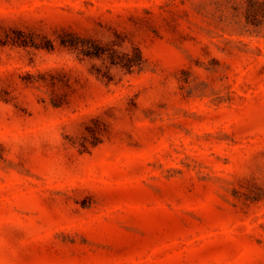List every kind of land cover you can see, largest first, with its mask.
I'll list each match as a JSON object with an SVG mask.
<instances>
[{
  "label": "rangeland",
  "instance_id": "1",
  "mask_svg": "<svg viewBox=\"0 0 264 264\" xmlns=\"http://www.w3.org/2000/svg\"><path fill=\"white\" fill-rule=\"evenodd\" d=\"M95 24L142 61L98 81L113 138L74 161L69 112L1 37L0 75L36 78L27 113L0 98V264H264V0H0L1 35Z\"/></svg>",
  "mask_w": 264,
  "mask_h": 264
},
{
  "label": "trees",
  "instance_id": "2",
  "mask_svg": "<svg viewBox=\"0 0 264 264\" xmlns=\"http://www.w3.org/2000/svg\"><path fill=\"white\" fill-rule=\"evenodd\" d=\"M1 37H4L1 42L9 45V51H17L19 58H28L31 67L40 66L37 78L49 88L52 105L69 112L63 123L62 144L71 161L113 138L116 107L103 102L90 105V98L101 88L98 81L119 82L133 71L134 65L141 63L140 43L125 33L103 31L96 24L83 31L61 29L54 37L21 29H12L0 34V40ZM5 62L0 59V64ZM70 62H74V66H69ZM75 65L82 68L76 69ZM17 69L0 75V98L12 101L16 115H21L27 113L29 107V101L23 99L21 93L36 76L31 71ZM131 102L132 107L126 110L132 116L137 105L135 100ZM6 150L5 144L0 142V156ZM260 154V151L254 152L252 161H260Z\"/></svg>",
  "mask_w": 264,
  "mask_h": 264
}]
</instances>
